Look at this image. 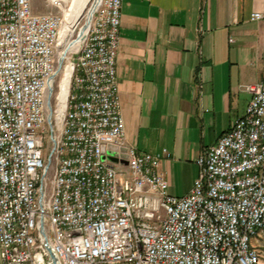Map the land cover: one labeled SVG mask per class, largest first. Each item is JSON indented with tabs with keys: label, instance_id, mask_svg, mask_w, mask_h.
<instances>
[{
	"label": "built area",
	"instance_id": "2783aa9c",
	"mask_svg": "<svg viewBox=\"0 0 264 264\" xmlns=\"http://www.w3.org/2000/svg\"><path fill=\"white\" fill-rule=\"evenodd\" d=\"M44 1L57 11L0 0V264H261L264 80L244 86L245 112L195 159L191 190L170 194L161 154L126 140L122 0L90 1L63 109L56 51L70 0Z\"/></svg>",
	"mask_w": 264,
	"mask_h": 264
},
{
	"label": "crops",
	"instance_id": "0c3cea01",
	"mask_svg": "<svg viewBox=\"0 0 264 264\" xmlns=\"http://www.w3.org/2000/svg\"><path fill=\"white\" fill-rule=\"evenodd\" d=\"M115 70L128 144H151L185 195L197 156L245 112L244 86L264 80V0H122Z\"/></svg>",
	"mask_w": 264,
	"mask_h": 264
},
{
	"label": "bare ground",
	"instance_id": "6f19581e",
	"mask_svg": "<svg viewBox=\"0 0 264 264\" xmlns=\"http://www.w3.org/2000/svg\"><path fill=\"white\" fill-rule=\"evenodd\" d=\"M90 1L91 0H70V10L65 12V23L61 28V36H60V40L63 43L64 47L63 50L60 52V56H59V64L62 63V60L67 57L66 54L68 55L67 52L71 51V50H75L77 48V46L79 45L80 41H81V36H82V32L86 29V26L88 24V20H89V16L91 13L92 8L90 7ZM97 1V0H95ZM92 5V4H91ZM86 17V22L84 24V26L81 29V32L78 34V36L74 39L71 40L66 38L69 34L70 31L73 30V28L76 26V24L78 23V21L82 18V17ZM69 37V36H68ZM67 65L65 66V70H64V74L60 79V88H61V92L58 95L59 98V105H60V109H63L64 103H65V99H66V94L68 91V85H69V78L71 75V69H72V64L71 61H67Z\"/></svg>",
	"mask_w": 264,
	"mask_h": 264
},
{
	"label": "rangeland",
	"instance_id": "374dc122",
	"mask_svg": "<svg viewBox=\"0 0 264 264\" xmlns=\"http://www.w3.org/2000/svg\"><path fill=\"white\" fill-rule=\"evenodd\" d=\"M33 9L34 11L36 12H46V11H52V12H55L57 11V8L53 7V6H50V5H47L45 3L44 0H33ZM84 23V18L80 19L78 24H76V26L73 28V30L70 31V34L66 37L68 39L71 38L74 39L76 38L77 36V33H78V29L83 25ZM63 43L61 42V40L59 41V45L57 47V51H56V58L57 60H59V56H60V52L63 50ZM73 51L74 50H71L68 53V55L66 54L67 57H65L63 60H62V64L60 66V70H59V74L56 78L57 82L60 81L61 77L63 76L64 74V70H65V66L67 65V61H71L73 59ZM60 86V85H59ZM61 92V88H60V91H59V94ZM58 94V95H59ZM151 144H143L141 145L139 148H137V151L138 152H149V153H153L154 150H152V148L150 147ZM180 187V190H184L186 187H188V185L191 184V177H189V175H183L182 177H180L177 181H176ZM254 240H256V238H254ZM260 243L262 244V248H261V251H262V258H261V264H264V236L263 238L260 239Z\"/></svg>",
	"mask_w": 264,
	"mask_h": 264
}]
</instances>
